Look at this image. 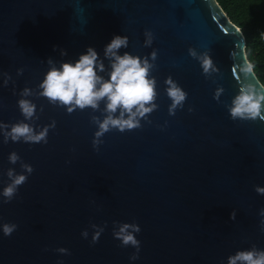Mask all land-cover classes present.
Here are the masks:
<instances>
[{
	"label": "water",
	"instance_id": "95a60500",
	"mask_svg": "<svg viewBox=\"0 0 264 264\" xmlns=\"http://www.w3.org/2000/svg\"><path fill=\"white\" fill-rule=\"evenodd\" d=\"M146 30L154 35L147 48ZM114 35L129 40L120 54L157 51L152 123L106 133L96 151L90 118L103 119V104L100 112L68 114L30 97L36 126L56 127L47 144H3L0 137V192L9 168L26 174L20 162L9 163L10 153L34 169L10 203L0 202V225H17L9 237L0 230V264H226L252 244L264 249V196L254 190L264 187V121H233L225 107L241 83L264 85L254 69L246 81L239 73L243 62L253 66L246 38L217 0H0V74L11 76L5 87L0 75V122L23 119L19 93L38 87L49 58L59 67L93 47L103 59ZM189 48L207 52L219 71L206 78ZM169 76L188 94L175 116L168 114ZM218 87L220 102L213 98ZM114 221L140 227L137 260H130L134 248L113 238ZM92 224L104 227L95 245Z\"/></svg>",
	"mask_w": 264,
	"mask_h": 264
},
{
	"label": "clouds",
	"instance_id": "9594fccd",
	"mask_svg": "<svg viewBox=\"0 0 264 264\" xmlns=\"http://www.w3.org/2000/svg\"><path fill=\"white\" fill-rule=\"evenodd\" d=\"M144 47H151L154 35L151 31L144 32ZM129 40L127 36L114 35L111 41L103 49V59L93 47H88L86 54H82L75 62H62L59 67L49 58L47 61L48 71L44 75L43 81L36 89L25 87L20 93L17 101L18 108L23 117L15 123L0 122V137L2 143L8 144L23 142L25 144H47L48 134L51 129H55L56 122L39 127L35 121L39 119L37 115V104L30 97L35 99H46L48 104L63 108L68 114L80 110L91 109L92 112H100L101 104L104 105L101 115L103 119L92 115L90 121L97 127L92 140L93 149L99 151V146L103 143L106 133L118 131L125 133L142 128L141 121L151 124L150 114L158 109L156 103L158 98L157 79L152 75L156 70L155 61L157 51L154 49L149 56L133 55L127 51L120 54L121 49H127ZM55 51V49H54ZM189 55L196 59L203 70V75L208 78L214 71H219L210 55L198 53L194 48L188 49ZM61 56H67V51L61 49ZM108 61L106 66L104 61ZM253 71L250 63L243 62L239 67V73L243 80H247ZM23 69L17 71L21 75ZM105 73L107 75L105 76ZM3 75V84L6 87L11 80L7 73ZM165 92L171 100L168 114L175 116L178 109H183L187 100V92L169 76L164 81ZM224 89L218 87L214 93V99L220 102V97ZM233 121H252L258 119L264 121V87L257 88L250 83H241L238 94L233 97L230 105H225ZM39 111H44L41 105ZM189 112L193 109L189 108ZM12 165L21 163L22 173L17 174L14 169L7 170L8 182L0 192L2 203H10L18 194V189L27 182L34 169L31 165L23 163L20 156L13 151L8 156ZM258 195L264 196V187L254 188ZM260 230L264 232V208L259 210ZM236 212L230 213V219L235 220ZM106 227V225H105ZM93 235L91 244L99 242L104 227L91 225ZM17 225L5 223L0 225L5 237L12 235L16 231ZM141 231L136 223L113 222V238L120 241V247L131 246L136 251L130 256V260L139 258L140 241L136 239V234ZM82 238L87 239V230L81 233ZM56 251L61 255H70L65 248H58ZM57 264H63L58 261ZM226 264H264V249H259L255 244L245 250H238L235 254L227 257Z\"/></svg>",
	"mask_w": 264,
	"mask_h": 264
},
{
	"label": "trees",
	"instance_id": "16d2710c",
	"mask_svg": "<svg viewBox=\"0 0 264 264\" xmlns=\"http://www.w3.org/2000/svg\"><path fill=\"white\" fill-rule=\"evenodd\" d=\"M246 38V52L264 85V0H217Z\"/></svg>",
	"mask_w": 264,
	"mask_h": 264
}]
</instances>
